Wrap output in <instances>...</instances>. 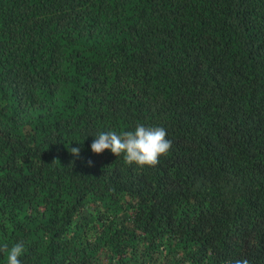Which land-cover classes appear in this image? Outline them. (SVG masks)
Instances as JSON below:
<instances>
[{"label":"trees","instance_id":"1","mask_svg":"<svg viewBox=\"0 0 264 264\" xmlns=\"http://www.w3.org/2000/svg\"><path fill=\"white\" fill-rule=\"evenodd\" d=\"M138 124L172 141L158 165L92 153ZM4 202L43 209L8 224ZM18 242L21 264L160 243L264 264V0H0V247Z\"/></svg>","mask_w":264,"mask_h":264},{"label":"clouds","instance_id":"2","mask_svg":"<svg viewBox=\"0 0 264 264\" xmlns=\"http://www.w3.org/2000/svg\"><path fill=\"white\" fill-rule=\"evenodd\" d=\"M163 127H146L138 124L133 131L117 133L115 131L100 132L90 145L94 154L109 150L114 156L123 154L124 162L138 167H154L160 163L159 157L166 156L172 148V141L166 138ZM79 148H71L74 156L79 155ZM23 243H15L0 247V252L7 254V264H21L19 257L23 252ZM225 264H250L247 258L226 261Z\"/></svg>","mask_w":264,"mask_h":264},{"label":"rangeland","instance_id":"3","mask_svg":"<svg viewBox=\"0 0 264 264\" xmlns=\"http://www.w3.org/2000/svg\"><path fill=\"white\" fill-rule=\"evenodd\" d=\"M3 212H2V219H4L5 222L10 224V220H16V219H25V218H32L34 222L39 220V214L38 212L39 208H41L38 205H28V204H21V205H15V204H8L4 202L2 205ZM123 213L120 212L119 216H117L118 219H121ZM175 243H171V245L166 243H160L156 248L155 251L152 253V255L149 257V260H142L140 264H174L175 260L178 258V253L176 249L178 247L174 245ZM142 243L139 244V248H142ZM139 264V263H136Z\"/></svg>","mask_w":264,"mask_h":264}]
</instances>
